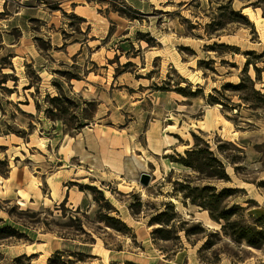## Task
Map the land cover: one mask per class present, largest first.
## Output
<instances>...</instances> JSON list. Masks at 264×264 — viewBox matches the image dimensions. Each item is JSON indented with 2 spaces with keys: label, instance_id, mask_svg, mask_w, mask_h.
I'll return each mask as SVG.
<instances>
[{
  "label": "rangeland",
  "instance_id": "1",
  "mask_svg": "<svg viewBox=\"0 0 264 264\" xmlns=\"http://www.w3.org/2000/svg\"><path fill=\"white\" fill-rule=\"evenodd\" d=\"M0 162V264H264L199 205L264 224V0H0Z\"/></svg>",
  "mask_w": 264,
  "mask_h": 264
},
{
  "label": "trees",
  "instance_id": "2",
  "mask_svg": "<svg viewBox=\"0 0 264 264\" xmlns=\"http://www.w3.org/2000/svg\"><path fill=\"white\" fill-rule=\"evenodd\" d=\"M239 15V17L245 18V16H243L240 13H237ZM218 45V44H215ZM251 79V78H250ZM251 84H252V90L256 93H260L258 92V90H256L255 88V83L254 81L251 79ZM182 94L186 97L189 96H197L200 95L202 92L200 90L196 91V92H188L185 89L181 90ZM208 101L210 103H220V100H216L213 99V101L209 100ZM205 146L206 148H202L199 146H196L194 149L191 150H187L186 153L188 155L187 158H184V163L188 166H191V158H193L194 156H197V159L199 160V158H201V155L204 153L210 154V155H215L214 152H212L210 150V145L208 142H205ZM215 161H217L218 163H220L222 170L221 172H209L208 173V178H216L219 180H229V176L226 172V167L224 166L223 162L221 160H219L217 157L213 158ZM1 163V162H0ZM195 167V166H194ZM197 169H201L197 168ZM1 172V171H0ZM89 189L94 190L95 188L93 186H87ZM194 192H200V197L205 196L206 193L208 192H212V198H216L217 203H220L223 199L227 198L229 195H231V191L232 188H224L222 189L220 192H216L217 188L215 186H211V185H205L202 187L196 186L195 188L192 189ZM187 197H191V200L194 204H198L196 198H194L191 195H187ZM215 199L212 200V202L209 203H202L199 204L200 206L209 209L211 211V216L214 220L216 221H220V220H225L226 224L223 225L224 230L226 231V233L230 236L233 237V239H235L236 241L240 242V241H246L250 246L253 247H257V248H261L262 245L264 244V224L262 223L261 220L257 221V225L255 227L253 226H244L243 224L240 223V221L238 219L233 220L232 224L235 225V230H233L232 232H227V223L231 222V218L232 216L236 213L237 209L239 208L238 205H233V206H225L223 208H221L218 205L214 204ZM64 203V202H63ZM217 212V213H216ZM103 220L111 227L122 231L123 229L121 228V226H124L125 229H130L125 223L121 222L120 220L116 219L115 217L109 216L108 214L104 216ZM119 223L121 226H117L116 224ZM257 226H262V229L258 228ZM7 231V233H5L6 236H2V234L4 235L3 232ZM157 231L163 232V229H158ZM13 233H15V230L8 226L5 228H1L0 229V239L2 237H9L14 235ZM166 239H168V236H164ZM69 239L68 237H64ZM65 253H68L69 255H74V256H79V255H83V256H87V254L82 253V252H76V251H63V250H58L56 251V253L51 256L49 258V264H70L71 260H64L63 256L65 255ZM32 257H34V255H27V254H22L21 256L15 257L13 260L12 264H19L21 263L24 259H29L31 261Z\"/></svg>",
  "mask_w": 264,
  "mask_h": 264
},
{
  "label": "bare ground",
  "instance_id": "3",
  "mask_svg": "<svg viewBox=\"0 0 264 264\" xmlns=\"http://www.w3.org/2000/svg\"><path fill=\"white\" fill-rule=\"evenodd\" d=\"M188 99L189 102L186 106V111L192 116L206 113L210 107L209 104L204 100L202 95L189 96ZM67 248L72 249L75 248V246L72 243H68Z\"/></svg>",
  "mask_w": 264,
  "mask_h": 264
},
{
  "label": "water",
  "instance_id": "4",
  "mask_svg": "<svg viewBox=\"0 0 264 264\" xmlns=\"http://www.w3.org/2000/svg\"><path fill=\"white\" fill-rule=\"evenodd\" d=\"M151 180H152V175L149 173H142L140 176V183L143 186H149L151 184Z\"/></svg>",
  "mask_w": 264,
  "mask_h": 264
},
{
  "label": "crops",
  "instance_id": "5",
  "mask_svg": "<svg viewBox=\"0 0 264 264\" xmlns=\"http://www.w3.org/2000/svg\"><path fill=\"white\" fill-rule=\"evenodd\" d=\"M72 244H73V243H72ZM63 251H64V250H63ZM180 253H181L180 251H179V252H176V253L174 254V258H173L172 260H170V261H166V262H164L163 264H186V261L181 262V261L178 259Z\"/></svg>",
  "mask_w": 264,
  "mask_h": 264
}]
</instances>
